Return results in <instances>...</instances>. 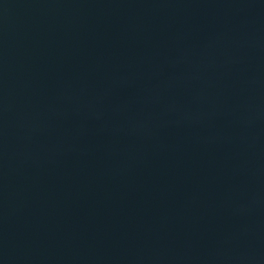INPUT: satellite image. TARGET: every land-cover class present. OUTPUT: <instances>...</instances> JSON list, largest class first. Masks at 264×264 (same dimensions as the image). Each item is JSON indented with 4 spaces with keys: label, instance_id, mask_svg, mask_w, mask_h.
<instances>
[{
    "label": "water",
    "instance_id": "95a60500",
    "mask_svg": "<svg viewBox=\"0 0 264 264\" xmlns=\"http://www.w3.org/2000/svg\"><path fill=\"white\" fill-rule=\"evenodd\" d=\"M0 264H264V0H0Z\"/></svg>",
    "mask_w": 264,
    "mask_h": 264
}]
</instances>
